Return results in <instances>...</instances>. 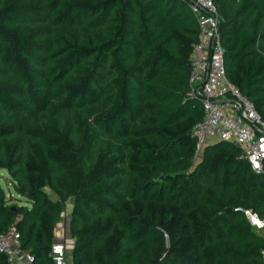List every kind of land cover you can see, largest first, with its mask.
Instances as JSON below:
<instances>
[{"label": "trees", "instance_id": "trees-1", "mask_svg": "<svg viewBox=\"0 0 264 264\" xmlns=\"http://www.w3.org/2000/svg\"><path fill=\"white\" fill-rule=\"evenodd\" d=\"M213 2L227 78L264 121V0ZM197 36L189 0H0V169L28 204L0 187V232L33 264H53L70 198L71 264H262L235 210L264 219V176L230 142L193 159Z\"/></svg>", "mask_w": 264, "mask_h": 264}, {"label": "built area", "instance_id": "built-area-1", "mask_svg": "<svg viewBox=\"0 0 264 264\" xmlns=\"http://www.w3.org/2000/svg\"><path fill=\"white\" fill-rule=\"evenodd\" d=\"M189 2L198 24V36L189 57L188 96L199 99L203 111L201 121L192 129L193 159L198 160L210 138L230 142L241 150L239 158L247 161L254 173L264 176V121L254 104L227 78L220 35L222 18L213 0ZM237 210L243 212L250 226L260 232L264 240V219H259L251 210ZM65 221L70 233V218ZM62 223L55 226L49 249L53 264H71L67 254L73 249L74 241L64 238L67 231ZM0 254L7 264H33L32 255L20 247L19 234L13 227L0 232ZM261 258L264 264V247Z\"/></svg>", "mask_w": 264, "mask_h": 264}, {"label": "rangeland", "instance_id": "rangeland-1", "mask_svg": "<svg viewBox=\"0 0 264 264\" xmlns=\"http://www.w3.org/2000/svg\"><path fill=\"white\" fill-rule=\"evenodd\" d=\"M215 140L213 138H210L208 143H212L214 142ZM0 187L3 189V191L5 192V195L7 196L8 199V202L9 204H16L18 206H28L26 200L20 196H18L11 183H10V178L6 172V170H3V169H0ZM45 191L47 192V194L50 196V198L53 200V201H56L57 200V197L56 195H54V193H52L51 191H49V189H45ZM68 202H72V198H70L68 200ZM68 202H66V206L62 212V218L60 220V222L58 223V225H60L62 223V221L64 220V222L62 223L63 227L65 226V232L67 231L66 229V225L68 227V224H67V221H65V218L68 217L69 215V209L70 207L72 208V203L69 204ZM59 227V226H58ZM62 226H60V228H63ZM58 230V228H56ZM60 230V229H59ZM65 239L69 240V242H71L73 239L71 238L70 236V233H69V230L65 233ZM70 253L71 251L68 252L67 254V258L68 260L70 261Z\"/></svg>", "mask_w": 264, "mask_h": 264}, {"label": "crops", "instance_id": "crops-1", "mask_svg": "<svg viewBox=\"0 0 264 264\" xmlns=\"http://www.w3.org/2000/svg\"><path fill=\"white\" fill-rule=\"evenodd\" d=\"M68 202V201H67ZM69 204H71L72 202H68ZM70 206H72V205H70ZM70 211H71V207H70V209H69V214H70ZM68 217L70 218V215H68Z\"/></svg>", "mask_w": 264, "mask_h": 264}, {"label": "water", "instance_id": "water-1", "mask_svg": "<svg viewBox=\"0 0 264 264\" xmlns=\"http://www.w3.org/2000/svg\"><path fill=\"white\" fill-rule=\"evenodd\" d=\"M231 210L230 209H228V210H226L225 212H230Z\"/></svg>", "mask_w": 264, "mask_h": 264}]
</instances>
